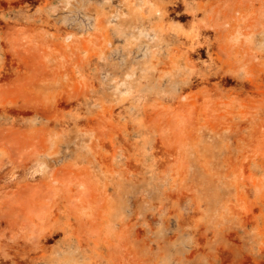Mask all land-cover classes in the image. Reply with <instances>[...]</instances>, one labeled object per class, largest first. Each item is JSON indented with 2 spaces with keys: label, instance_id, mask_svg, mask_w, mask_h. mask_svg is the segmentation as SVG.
I'll return each instance as SVG.
<instances>
[{
  "label": "rangeland",
  "instance_id": "1",
  "mask_svg": "<svg viewBox=\"0 0 264 264\" xmlns=\"http://www.w3.org/2000/svg\"><path fill=\"white\" fill-rule=\"evenodd\" d=\"M0 264H264V0H0Z\"/></svg>",
  "mask_w": 264,
  "mask_h": 264
}]
</instances>
